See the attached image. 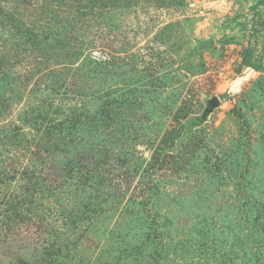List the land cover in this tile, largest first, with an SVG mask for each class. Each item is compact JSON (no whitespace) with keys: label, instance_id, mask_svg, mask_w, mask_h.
<instances>
[{"label":"rangeland","instance_id":"374dc122","mask_svg":"<svg viewBox=\"0 0 264 264\" xmlns=\"http://www.w3.org/2000/svg\"><path fill=\"white\" fill-rule=\"evenodd\" d=\"M0 264H264V0H0Z\"/></svg>","mask_w":264,"mask_h":264},{"label":"water","instance_id":"95a60500","mask_svg":"<svg viewBox=\"0 0 264 264\" xmlns=\"http://www.w3.org/2000/svg\"><path fill=\"white\" fill-rule=\"evenodd\" d=\"M208 44H210V45H214V44H216V38H211L209 41H208ZM217 105H219V99L216 97V96H213L212 98H210V99H208L207 101H206V107H205V109H204V112H203V118H202V120H201V122H203L205 119H206V117L208 116V114H210V112L217 106ZM142 153V150H137L136 152H135V156H134V158L133 159H135V158H138V156L140 155Z\"/></svg>","mask_w":264,"mask_h":264},{"label":"trees","instance_id":"16d2710c","mask_svg":"<svg viewBox=\"0 0 264 264\" xmlns=\"http://www.w3.org/2000/svg\"><path fill=\"white\" fill-rule=\"evenodd\" d=\"M227 97H228V94H222V95H221V98H222V99H225V98H227Z\"/></svg>","mask_w":264,"mask_h":264}]
</instances>
